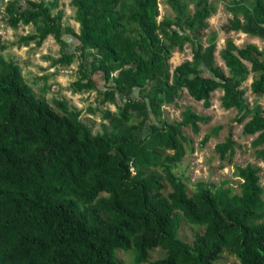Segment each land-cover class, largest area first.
<instances>
[{"label":"trees","instance_id":"trees-1","mask_svg":"<svg viewBox=\"0 0 264 264\" xmlns=\"http://www.w3.org/2000/svg\"><path fill=\"white\" fill-rule=\"evenodd\" d=\"M217 1L231 14L229 30L264 41V0ZM159 2L70 0L75 33L63 24L62 0H0L9 27H35L19 43L40 46L54 37L62 46L54 66L78 62L73 92L95 91L117 108L104 112L109 124L94 134L82 111L38 97L19 65L0 54V264H124L120 250L132 252L135 264H219L225 250L238 259L232 264H264L260 167L236 166L238 193L199 182L190 195L176 173L187 153L184 128L198 133L210 118L190 107L181 122L163 118L185 89L206 108L220 89L222 108L238 111L233 122L257 136L252 145L264 164V48L239 49L228 40L220 51L226 74L215 63L216 35L207 46L200 41L214 0H167L176 16L161 22ZM70 35L78 41L73 50ZM187 43L197 64L171 72L173 52ZM250 78L254 105L243 88ZM234 147L229 133L215 151L231 163ZM185 222L202 229L191 242L180 236ZM158 247L165 256L150 261Z\"/></svg>","mask_w":264,"mask_h":264},{"label":"rangeland","instance_id":"rangeland-1","mask_svg":"<svg viewBox=\"0 0 264 264\" xmlns=\"http://www.w3.org/2000/svg\"><path fill=\"white\" fill-rule=\"evenodd\" d=\"M160 16L159 21H163L166 17H175L176 14L167 0H160ZM216 11L208 18L209 27L205 31V36L200 39L204 46L208 45V38L216 35V50L214 53L215 63L226 74L228 70L220 55V51L225 48L226 42L232 40L239 49H244L248 45H257L259 49L264 48V41L258 37H252L241 32H233L227 27L228 20L231 14L228 13L224 4L214 0L213 2ZM61 9L64 12L63 24L71 27L75 33H79V24L75 21V9L71 7L70 0H62ZM194 6L190 5V13H193ZM35 27L32 25H20L17 29H13L7 25L4 18L0 17V46L5 48L0 49V54L6 61H14L22 70L25 82L32 88L38 97L45 98L50 104H53L54 99L66 100L71 108L82 111L81 119L92 129L94 134L103 133V124H109L108 120H104V112L109 110L116 112L115 105L107 102L101 103V98L95 91L84 93H74L71 85L78 79V62L62 68L54 66V61L61 55L62 46L54 37L50 36L40 46L35 42H30L29 45L19 43L21 37L34 33ZM66 40L71 45L68 50H73L78 43L73 36H67ZM190 61L194 65L197 64L193 57V45L187 43L183 50L178 47L173 52L170 59L171 72L181 64ZM244 61L250 65L246 59ZM202 67H204L202 65ZM204 74L209 75L206 71ZM97 85L100 89L104 88L103 79L96 76ZM250 78L244 83L243 88L247 89L246 97L251 105H254L256 98L251 95ZM222 90H216L211 96V106L206 108L203 102H198L191 97L185 89L181 97L176 103L164 107V120L168 123H178L183 120V113L187 108L201 116L210 118L206 123H199V131L195 133L192 126L184 128L188 140L184 143L186 155L183 162L178 165L176 173L182 177L186 183L190 195L197 189L199 182L210 183L224 188L232 187L234 192H240L239 183L241 179L234 176L236 166L246 167L254 165L260 167V184L264 188V164L257 160L256 149L252 143L257 136L244 134V123H234L233 119L238 115L235 109L225 110L221 106ZM259 104L264 105V99H259ZM217 126H222L223 129L212 134L206 144H203L205 136L211 135L213 129ZM231 133V137L235 142L234 155L229 161H221L219 155L215 151V146L226 140ZM167 194L172 190L166 182ZM196 231H202L201 228L193 226L185 222L181 228L180 236L191 242ZM166 250L158 247L152 250L150 261H155L163 258ZM120 260L124 264H135V257L132 252H124L120 250L118 254ZM238 262L235 256L230 255L227 250L222 254L219 264H232ZM149 264V263H145Z\"/></svg>","mask_w":264,"mask_h":264}]
</instances>
